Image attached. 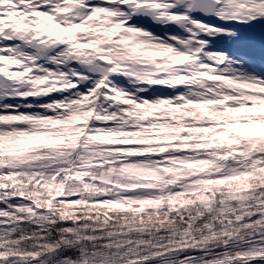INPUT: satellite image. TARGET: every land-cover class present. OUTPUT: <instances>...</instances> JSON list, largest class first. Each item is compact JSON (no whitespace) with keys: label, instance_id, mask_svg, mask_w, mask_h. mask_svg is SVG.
Here are the masks:
<instances>
[{"label":"snow or ice","instance_id":"6c2138e0","mask_svg":"<svg viewBox=\"0 0 264 264\" xmlns=\"http://www.w3.org/2000/svg\"><path fill=\"white\" fill-rule=\"evenodd\" d=\"M0 264H264V0H0Z\"/></svg>","mask_w":264,"mask_h":264}]
</instances>
